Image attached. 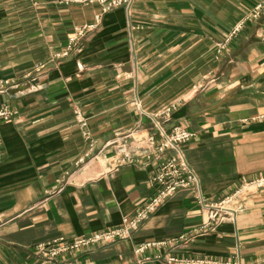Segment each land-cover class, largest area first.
I'll return each mask as SVG.
<instances>
[{"label": "crops", "instance_id": "obj_1", "mask_svg": "<svg viewBox=\"0 0 264 264\" xmlns=\"http://www.w3.org/2000/svg\"><path fill=\"white\" fill-rule=\"evenodd\" d=\"M263 2L136 0L130 12L105 14L70 57L52 62L102 7L0 0V78L19 81L0 94V107L18 113L0 122V215L10 221L0 230V264H166L157 258L166 254L264 264V189L247 191L235 203L236 221L205 234L194 232L206 220L199 191L182 190L130 239L55 262L34 254L40 243L118 227L154 195L161 159L143 152L149 136L161 143L157 122L194 134L182 149L211 201L264 175V13L216 56L217 44ZM179 99L170 118H152ZM123 146L134 162L122 164ZM165 241H173L169 250L135 253Z\"/></svg>", "mask_w": 264, "mask_h": 264}, {"label": "built area", "instance_id": "obj_2", "mask_svg": "<svg viewBox=\"0 0 264 264\" xmlns=\"http://www.w3.org/2000/svg\"><path fill=\"white\" fill-rule=\"evenodd\" d=\"M61 5H89L99 4L102 7V12L96 17L93 25L77 28L76 32L69 39L64 50L55 53L52 56V62L61 61L70 57L75 51L78 44L96 30L102 22L105 14L117 8H126L128 12L131 11L136 0H57ZM264 13V2L258 5L239 25H237L225 39L217 44V58L223 56L225 50L232 44V42L240 35V32L249 23L259 20ZM45 66H41L39 71ZM31 75L26 77L29 78ZM16 86V81L11 79L0 78V94L7 93ZM183 102L182 99L177 100L171 106L167 107L159 114L152 118L156 121L160 119H168L172 113ZM9 105L5 104L0 107V122H9L17 116ZM76 120L79 123L84 138L89 142L90 146L94 147L92 133L89 129L88 119L83 111L76 110ZM264 120V116L260 117ZM157 131L161 137V143H157L155 135L147 138V149L143 152L148 159L154 154L161 159V164L157 173L150 180V187L154 190V195L148 199L131 217L127 218L122 225L114 228L105 229L102 231L93 232L90 235L78 237L69 240L65 237H60L52 241L40 243L34 248L35 256L47 262H55L60 257L89 251L101 246L109 245L116 241L130 239L134 232L146 222L157 210L173 198L176 193L182 190H197L199 191L198 201L206 216V220L202 225L196 229L195 234H205L223 222L236 221L237 211L235 203L247 191L254 189H264V175H259L244 183L240 189L234 194L226 196L220 201H211L205 198L200 193V182L190 167L182 147L193 140L194 134L183 127H175L170 133L166 132L164 128L157 122ZM122 155V164H129L134 162L135 157L131 150L123 146L119 149ZM3 160L2 142L0 140V164ZM10 221L4 215H0V230L8 225ZM183 239V238H182ZM173 241L165 242H148L138 246L135 253L139 256L144 255L153 249L169 250ZM159 260L166 264H240L231 261H222L209 257H179L172 254L165 256H158Z\"/></svg>", "mask_w": 264, "mask_h": 264}, {"label": "rangeland", "instance_id": "obj_3", "mask_svg": "<svg viewBox=\"0 0 264 264\" xmlns=\"http://www.w3.org/2000/svg\"><path fill=\"white\" fill-rule=\"evenodd\" d=\"M65 6H69V5H65ZM83 6H86V5H83ZM132 8H133V7H132ZM126 10H127V9H126ZM101 12H102V10H101ZM101 12H100L98 15H100ZM98 15H97V16H98ZM97 16H96V17H97ZM260 19H261V18H260ZM260 19L254 21L253 23H255V22H259ZM102 20H103V18H102ZM95 21H96V18H95ZM94 23H95V22H94ZM94 23H93V24H94ZM101 23H102V22H101ZM253 23H252V24H253ZM93 24H91V25H93ZM100 25H101V24H100ZM100 25H99V26H100ZM85 26H89V25H85ZM85 26H83V27H85ZM246 27H247V25H246L245 28L240 32V35L244 32V30L246 29ZM80 28H81V27H80ZM98 28H99V27H98ZM98 28H97V29H98ZM97 29H96V30H97ZM96 30H94V31H96ZM94 31H93V32H94ZM75 32H76V31H75ZM93 32H90V33H93ZM228 34H229V33H227L226 36H227ZM240 35H239V36H240ZM239 36H238V37H239ZM238 37H237V38H238ZM260 37H261V38H264V27H263V29H262V33H260ZM237 38H235V40L232 42V44H230V46L225 50L223 56L227 53V51H228L229 48L233 45V43L236 41ZM224 39H225V38H224ZM224 39H223V40H224ZM221 42H222V41H221ZM219 43H220V42H219ZM71 55H72V54H71ZM71 55H70V56H71ZM216 56H217V48H216ZM56 62H57V61H56ZM40 67H41V66H38V67H37L36 72H37V71L39 72ZM27 76H28V75H26L25 77H27ZM11 80H16V86L19 84V81H18L17 79H11Z\"/></svg>", "mask_w": 264, "mask_h": 264}]
</instances>
